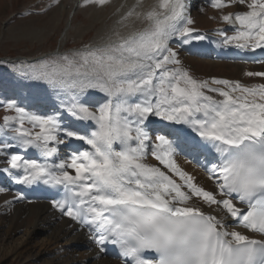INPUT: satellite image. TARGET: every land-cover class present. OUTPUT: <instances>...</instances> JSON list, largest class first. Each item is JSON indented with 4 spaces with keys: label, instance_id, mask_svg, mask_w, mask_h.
<instances>
[{
    "label": "snow or ice",
    "instance_id": "obj_1",
    "mask_svg": "<svg viewBox=\"0 0 264 264\" xmlns=\"http://www.w3.org/2000/svg\"><path fill=\"white\" fill-rule=\"evenodd\" d=\"M208 2L214 9L247 8L220 16L232 28L231 35L216 31L222 46L264 50V0ZM107 3L82 0L80 6ZM52 4L59 0L40 11ZM138 6L139 0L117 23L135 16L147 21L143 29L13 65L31 68L32 79L67 99L53 114L30 112L13 99L0 102L6 113L0 123V156L7 164L2 171L16 184L63 189L52 207L87 228L98 255L115 246L120 264H264V84L193 77L169 46L173 37L183 44L205 39L191 27L187 0H158L144 13ZM89 90L106 99L95 107L85 103L80 97ZM62 112L94 127L84 134L66 125ZM151 117L187 126L199 137L191 141L194 149L207 152L210 146L216 155L205 172L213 189L176 163L171 133L150 135ZM72 140L88 147L58 158L59 146ZM17 149H34L39 157ZM149 154L167 172L148 163Z\"/></svg>",
    "mask_w": 264,
    "mask_h": 264
},
{
    "label": "rangeland",
    "instance_id": "obj_2",
    "mask_svg": "<svg viewBox=\"0 0 264 264\" xmlns=\"http://www.w3.org/2000/svg\"><path fill=\"white\" fill-rule=\"evenodd\" d=\"M51 3L52 0H0V58L21 56L32 58L54 51L55 49H58L60 54H65L73 52L74 48L81 49V47L90 43L91 38L96 32V28L101 23L100 20L95 21L90 16V13L97 5L80 6L77 9V13L73 17V26L74 28L79 27L78 36L76 31H71L65 43L60 44L59 37L65 26L72 0H59V4H52L47 11H40ZM61 4L64 7H61ZM104 7L108 11L110 3L108 2ZM195 9L197 15H192L191 17L194 21L193 26H198L205 32H216L217 26L220 24V20L216 15L226 14L227 10H229V8L214 9L208 1L199 3ZM27 12L31 14L25 15ZM143 25H146L145 22H143ZM86 27L87 29H85ZM84 29L85 31H83ZM176 44V42H173L171 48L178 53V57H181L182 51L176 47ZM55 56H47L44 59ZM39 61L32 62L31 65ZM184 61L188 63L185 68L197 79L226 77L229 80L232 79V81L242 80L254 85L264 84V78L260 76L249 77L245 75L246 72L264 70V65L261 66L264 63H261L259 66L251 65L246 67L245 70H240L230 61H221L218 64L212 62L203 63L202 60L196 61L193 58H184ZM13 65L0 62V102L13 99L21 107L38 114H53L60 111L59 105L61 100L67 99L64 94L61 93L58 96V90L53 89L43 80L35 81V79H32L33 70L31 68L21 67L17 72L15 70L16 67H13ZM22 80H25V82ZM40 82L43 84L42 87H48V89H39L38 84ZM31 83H33L32 86ZM80 99L88 103L86 95L80 97ZM31 104L35 106L29 108ZM46 106H52L54 112L41 113L42 109ZM91 106L95 107L94 105ZM5 114L3 107L0 106V123H2V118ZM7 114L11 115L13 113ZM64 114L67 113H61V115ZM0 138L2 139V137ZM16 151L22 154L20 149ZM5 167H7L6 157L0 156V175H8L2 171ZM0 187L3 186L0 185ZM14 191L6 189V191L0 193V230H4V233L5 231L10 232V235L8 234V236L4 237L5 246L4 244H0V264H52L51 262H45L47 261L46 256L52 250H43V246L38 244L44 239L38 235V237L30 241L24 234L26 232L25 229L29 231V227L34 224L36 215L13 206ZM25 241H27L26 244ZM60 242L62 245L65 243L63 240H60ZM11 244L14 245L9 247ZM7 245L9 246L7 247ZM48 248H52V246ZM77 250L80 252L82 248H78ZM54 252H56V249H54ZM35 253L36 257L33 256Z\"/></svg>",
    "mask_w": 264,
    "mask_h": 264
},
{
    "label": "bare ground",
    "instance_id": "obj_3",
    "mask_svg": "<svg viewBox=\"0 0 264 264\" xmlns=\"http://www.w3.org/2000/svg\"><path fill=\"white\" fill-rule=\"evenodd\" d=\"M188 1L189 0H187V3ZM194 1L195 0L191 1V4H188L187 14L191 17L192 15H197L195 9L196 7H193ZM198 1L202 2L203 0ZM108 2L110 3V9L108 11H106L107 9L105 10L104 6H96L95 9L90 13V16L91 18H93V20H100L101 23L96 28V32L91 38L90 43L88 45H98L107 42L109 38L115 40L117 38V33L120 36H126L131 31L140 30L147 26V21L143 19H138L135 16L130 17L128 20L124 21L123 24L117 23L118 21H120L121 16H123V14L129 8H131L134 4H137L138 0H108ZM157 3L158 0H139V6L136 8V11L144 13L150 10L153 6L157 5ZM81 4L82 0H72V4L70 5L68 13H71V16L67 18L65 26L61 31L62 37L60 35V44L65 43V41L70 36L71 31H76V33L78 32L79 27L74 28L73 26V17L77 13V9L80 7ZM60 6L64 7V5L62 4ZM237 11H247V8L241 5H233L229 7L227 13ZM220 16L216 15L219 20ZM143 22H145L146 25H143ZM219 22L220 24L219 26H217V30L224 29L226 30V34L231 35L232 28L229 25L224 24L221 20ZM191 27L195 28L200 34L204 35L205 39L202 41L192 40L188 44H183L176 37H173L169 41L170 47L172 46L173 42H176V47H178L182 51L181 57L178 58L181 60V64L184 68L188 65V63L184 61V58H193L196 61L202 60L203 63L212 62L215 64H218L219 60L226 59L234 63V65H236L240 70H245L246 67L251 65L259 66L261 63H264V59L262 58L264 56V50H250L255 54V57H242V52L248 50H239L233 46L224 47L220 42L221 37H219L215 31L205 32L198 26L196 27L191 25ZM85 29H87V27ZM85 29L83 31H85ZM76 50L79 49H74L73 51ZM30 59L32 58L21 56L17 58H10L8 63L14 65H31L33 61H31ZM255 60H259L260 62L258 64H254ZM21 67L24 66L16 67L15 70L18 72ZM211 78L229 80L226 77ZM22 81L25 82V80ZM239 82L247 86L254 85L250 84V82H243L242 80H240ZM32 84L33 83H31V86ZM38 85L39 89H48V87H42L43 84H41V82ZM90 91L91 90H89V92L86 94V97L88 99V103H90L91 105L98 106L99 103H103L106 99L102 93L95 90L91 92ZM34 106L35 105L31 104L29 105V108H32ZM51 112H54L53 107L46 106L42 109L41 113ZM63 116L65 118L66 125L71 124L77 130L81 131L84 134L89 133L92 130V127H94L93 125H89L85 122L75 121L67 114H64ZM148 130L150 132V135H152L153 137L157 134L169 135L171 133V135H169V138L177 141V155L175 156L176 163L184 171L194 176L196 183L202 185L203 187L209 190L214 188L212 182L208 180V177L205 172V167L210 166V164H208V160H211L212 157H215L216 154L211 150L210 146L208 147L207 152H202L191 147V141L199 142V137L196 136L195 133L191 131V129H189L185 125L171 124L166 121H161L156 117H151ZM82 144L83 143L81 141L72 140L71 142L61 145L59 147L58 158H66L72 151L84 150L85 148L82 147ZM87 147L88 146L86 145V148ZM20 151L27 158L39 157V153H37L36 150L25 151L20 149ZM147 162L161 167L162 170L167 172V169H164L162 165H159V162L154 160L150 154L148 156ZM212 162L216 161L213 160ZM0 184L5 187L14 188L16 190L13 192V206H15V208L21 209L23 211L27 210L28 213L36 215V220L34 224L29 227V231L25 229L26 232L24 234L27 236V239H30V241L38 237V235H40L42 239H44L41 243L38 244L40 246H43V250H52L49 251L50 253L48 254V256H46V263L51 262L52 264H120L117 258H108L105 257L102 253L98 255V249L88 239V230L61 216L59 212L52 207V204L48 199L42 197L38 193L30 196L27 193V186L16 184L14 180L11 179L8 175H0ZM21 195L24 197V199H18V197ZM204 210L209 211L207 207H205ZM238 230L246 231L244 229ZM3 231L0 230V244H4L5 246L4 237L8 236L10 232L5 231L4 233ZM246 234L252 235L251 233ZM60 240H63L65 242L64 245H62ZM26 243L27 241H25V244ZM13 245L14 244H11L10 246L7 245V247H12ZM49 246H52V248H48ZM78 248H82V250L79 252L77 250ZM54 249H56V252H54ZM35 255L36 253L33 254V256Z\"/></svg>",
    "mask_w": 264,
    "mask_h": 264
},
{
    "label": "water",
    "instance_id": "obj_4",
    "mask_svg": "<svg viewBox=\"0 0 264 264\" xmlns=\"http://www.w3.org/2000/svg\"><path fill=\"white\" fill-rule=\"evenodd\" d=\"M71 16V13L69 14V17ZM53 53H55V52H52V53H50V54H53Z\"/></svg>",
    "mask_w": 264,
    "mask_h": 264
}]
</instances>
